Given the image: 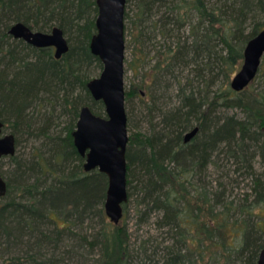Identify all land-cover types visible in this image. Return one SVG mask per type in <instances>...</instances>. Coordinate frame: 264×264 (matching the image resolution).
<instances>
[{
	"label": "trees",
	"instance_id": "obj_1",
	"mask_svg": "<svg viewBox=\"0 0 264 264\" xmlns=\"http://www.w3.org/2000/svg\"><path fill=\"white\" fill-rule=\"evenodd\" d=\"M132 1L128 0L126 6L125 33L127 7ZM134 1L141 19L155 7L162 13L158 20L162 35H170L172 25L189 28V35L179 37L174 47L164 52L157 67L161 63L167 69L175 63L198 65L204 57L216 54L217 74L229 81L243 62L247 43L264 30V0ZM97 15L96 0H0L3 131L11 130L16 146L24 133L46 137L44 149L48 150V157L37 155L29 162H24L17 151L8 156L14 166L11 180L0 170L7 181L0 207V264H63L69 257L80 254L84 258L85 253L96 251L97 264H151L146 262L153 258L146 244L139 249L131 246L124 217L119 224L107 217L104 205L108 177L98 170H84L85 158L77 151L72 136L81 107L88 105L97 115H105L103 102L94 100L87 88L88 69L93 64L103 69L101 60L90 49L91 38L97 32ZM17 22L42 32L59 26L67 37L69 51L56 59L52 48H36L14 38L9 29ZM219 50L226 53L219 55ZM263 62L264 57L260 75H264ZM189 86H180L182 104L165 111L161 128L151 120V133L129 134L124 216L134 195L140 196L139 205L149 213L162 211L161 226L175 230L177 235L176 241L165 247L164 264H258L264 249L262 176L255 177L253 187L254 200L260 207L256 215L262 219L246 230L236 226L234 230L239 229V234L229 243L224 232L235 224L228 216L230 208L226 206L221 220L216 218L219 214L210 203L209 193L189 175L193 173L194 178L213 162L222 145L224 152L251 174L252 152L264 162V89L252 90L250 84L238 92L230 83L210 99L206 94L198 98ZM77 89L81 90L79 94ZM59 91L65 92L63 104L70 119L67 134L49 136L43 127L40 134H35L33 106L39 108L50 102L48 96L53 99ZM125 91L126 104L138 95L135 87ZM139 93L147 95L146 91ZM219 107L241 109L243 116L218 114ZM195 127L199 128L197 135L186 143L184 133ZM190 187L195 191L193 195ZM193 200L197 202L191 205Z\"/></svg>",
	"mask_w": 264,
	"mask_h": 264
},
{
	"label": "rangeland",
	"instance_id": "obj_2",
	"mask_svg": "<svg viewBox=\"0 0 264 264\" xmlns=\"http://www.w3.org/2000/svg\"><path fill=\"white\" fill-rule=\"evenodd\" d=\"M127 13L125 88L126 90L131 87L138 89V95L134 96L128 104L125 103L128 120L131 119L128 124V134L137 131L151 133L153 129L151 120H153V123H159L158 127L161 128L165 111L174 110L182 104L181 85L189 84V88L195 91L198 98L206 94L210 99L215 96L218 90L230 86L231 79L235 73L231 75L229 81H226L223 74H217L219 72L217 68L219 56L216 54L204 57L198 65L181 66L179 63H175L174 66L167 69L165 68L166 65L164 66L161 63L157 67L159 60H162L163 55H165L164 52L168 51L169 47L173 48L179 37L182 39L189 35L188 26L183 25L179 29L176 25H172L174 28L172 33L170 35H162L160 33L161 25L158 22L162 13L160 14L156 7L151 12H146L141 19L137 2L133 0L127 7ZM261 19L264 21V16ZM219 48L222 49V46H219ZM218 52L219 55L220 53H226L222 50ZM211 67H213L212 70ZM102 70L93 64L86 72L87 77L90 80L99 77ZM155 71L157 74H155ZM216 77L218 78L215 79ZM250 84L249 88L252 90H263L264 75H260L258 72L255 80ZM141 91H146L147 95L143 97L139 93ZM80 92L81 90L77 89L76 93L79 94ZM55 96L50 99L49 95L48 99L51 101L42 103L39 108L34 105L35 112L30 109L37 119V126L34 128L35 134H40L42 127L48 132L46 135L49 136L60 134L65 136L67 134L65 129L66 127L68 128L70 119L65 113L63 104L65 92L59 91ZM218 110V114L221 115L236 114L239 117L243 116L242 110L238 108L227 110L219 107ZM3 132L4 134H9L11 130H4ZM20 139L21 141L16 151L24 162L35 159L37 155L48 157V150L44 149V144L47 141L46 137L30 136L24 133ZM224 150L223 145L219 146V152H215L213 162H209L206 168L201 170L194 178L193 173L190 172L189 178L200 185L202 189L204 188L205 192L209 193L210 203L215 206V213L219 214L216 218L221 220L222 212L224 209L227 211L226 206L230 208L228 216L230 215V222H235V224L230 225L226 229L224 236L231 243L232 238L239 234V229L234 230L236 226L240 230H246L251 225L258 224L260 219H262L256 215L260 207L257 206L254 200L253 187L256 176L261 175V178L264 179V162H262L260 156H256V153L252 152L250 155L251 162L249 163H251L254 171L251 174V171L249 172L246 168L237 164L236 159L229 157ZM13 169V163L8 157H0V170L6 179H12ZM189 191L192 195L195 193L192 187H190ZM139 200L140 196L137 195L130 199L123 219V222L129 228L130 244L134 249H139V247L141 248L146 244L149 247L148 255L153 256L152 259H148L146 262L164 264L165 247L176 241V231H171L170 228L161 226L162 211L154 210L149 213L144 207L139 205ZM196 202L197 200H193L191 205L196 204ZM262 214L264 215V209ZM59 222L62 223L60 220ZM95 253H85L84 258L86 257V259L81 258L80 254L78 257H69L63 264H97L94 260V257L96 258ZM140 256L144 258L142 254Z\"/></svg>",
	"mask_w": 264,
	"mask_h": 264
},
{
	"label": "water",
	"instance_id": "obj_3",
	"mask_svg": "<svg viewBox=\"0 0 264 264\" xmlns=\"http://www.w3.org/2000/svg\"><path fill=\"white\" fill-rule=\"evenodd\" d=\"M98 15L97 32L92 36L90 49L99 57L103 70L99 77L91 79L87 88L96 101H102L105 115H97L90 106L81 107L76 129L72 136L79 154L85 158L84 170H98L108 177L105 213L110 221L119 224L124 217L123 205L128 201L127 159L129 142L128 117L125 101V12L128 0H96ZM9 34L36 48H53L56 59L69 51L64 31L54 26L50 32L35 31L23 22L14 23ZM264 57V30L252 38L244 49L240 69L231 79L235 91L246 89L257 76ZM0 120V157L16 154V137L4 134ZM199 131L195 127L184 136L191 142ZM7 193V181L0 171V207ZM264 264V249L258 257Z\"/></svg>",
	"mask_w": 264,
	"mask_h": 264
},
{
	"label": "flooded vegetation",
	"instance_id": "obj_4",
	"mask_svg": "<svg viewBox=\"0 0 264 264\" xmlns=\"http://www.w3.org/2000/svg\"><path fill=\"white\" fill-rule=\"evenodd\" d=\"M53 49V48H52ZM54 50V49H53Z\"/></svg>",
	"mask_w": 264,
	"mask_h": 264
}]
</instances>
